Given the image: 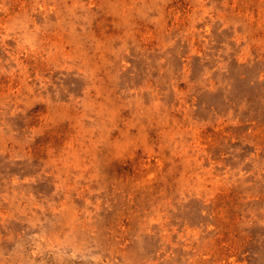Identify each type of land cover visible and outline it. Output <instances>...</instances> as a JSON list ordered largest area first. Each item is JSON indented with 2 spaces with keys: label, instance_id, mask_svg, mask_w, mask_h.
Masks as SVG:
<instances>
[{
  "label": "rangeland",
  "instance_id": "1",
  "mask_svg": "<svg viewBox=\"0 0 264 264\" xmlns=\"http://www.w3.org/2000/svg\"><path fill=\"white\" fill-rule=\"evenodd\" d=\"M0 264H264V0H0Z\"/></svg>",
  "mask_w": 264,
  "mask_h": 264
}]
</instances>
